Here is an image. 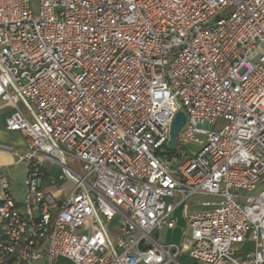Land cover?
I'll return each mask as SVG.
<instances>
[{"label": "built area", "instance_id": "2783aa9c", "mask_svg": "<svg viewBox=\"0 0 264 264\" xmlns=\"http://www.w3.org/2000/svg\"><path fill=\"white\" fill-rule=\"evenodd\" d=\"M5 108L0 264H264V0H0Z\"/></svg>", "mask_w": 264, "mask_h": 264}, {"label": "rangeland", "instance_id": "374dc122", "mask_svg": "<svg viewBox=\"0 0 264 264\" xmlns=\"http://www.w3.org/2000/svg\"><path fill=\"white\" fill-rule=\"evenodd\" d=\"M27 153V150L23 151L22 155H25ZM18 156H12L8 160V164L6 169L1 170L0 173L5 175L6 177H9L10 180V189L13 193L14 198L16 201H22L25 196L26 192V185H25V175H26V164L23 162H19ZM67 166L76 171L80 172L79 167L76 165L74 161L71 159H67ZM45 168L50 171V174L53 178H57L58 175L62 174V170L59 167H56L52 164L46 163ZM54 186V187H53ZM52 187H58L60 186L59 183L53 185ZM200 200V199H199ZM174 219L176 221L175 228L173 230H168L165 232H162L160 234L161 239L165 241L166 243H173L176 245H182L184 241V234H185V221L183 218V209L182 207L176 209L174 212ZM239 248L241 250V253H250L253 251V243L251 241H246L243 244L239 245ZM187 257L185 254H181L178 258V262L180 264H187L186 261ZM54 264H71L68 260L65 259H58L55 261Z\"/></svg>", "mask_w": 264, "mask_h": 264}, {"label": "crops", "instance_id": "0c3cea01", "mask_svg": "<svg viewBox=\"0 0 264 264\" xmlns=\"http://www.w3.org/2000/svg\"><path fill=\"white\" fill-rule=\"evenodd\" d=\"M11 110L8 108L0 109V171L6 169L8 160L14 156H21L23 151H26L25 139L23 135L19 132L8 131L5 126V120L9 116ZM8 183H10L9 177H7ZM65 189H70V184L67 182L60 183ZM53 185H50L45 179L43 184V190L45 192L51 193L53 195L59 196L58 187L53 188ZM10 188V184H9ZM10 192L13 196V193L10 189ZM14 198V196H13ZM16 201V199L14 198ZM20 202V201H16ZM187 261V259H186ZM188 262V261H187ZM38 264H44L43 261Z\"/></svg>", "mask_w": 264, "mask_h": 264}, {"label": "water", "instance_id": "95a60500", "mask_svg": "<svg viewBox=\"0 0 264 264\" xmlns=\"http://www.w3.org/2000/svg\"><path fill=\"white\" fill-rule=\"evenodd\" d=\"M184 122H185L184 113L178 112L175 115V118L172 122L171 129H170L169 147L171 149H173L175 147L177 135H178L179 131L181 130V128L183 127Z\"/></svg>", "mask_w": 264, "mask_h": 264}]
</instances>
